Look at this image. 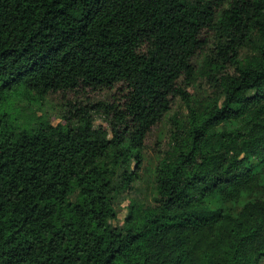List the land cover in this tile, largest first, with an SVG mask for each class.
<instances>
[{"label":"trees","instance_id":"trees-1","mask_svg":"<svg viewBox=\"0 0 264 264\" xmlns=\"http://www.w3.org/2000/svg\"><path fill=\"white\" fill-rule=\"evenodd\" d=\"M50 93L56 124L3 109ZM175 99L152 202L113 225ZM0 264H264V0H0Z\"/></svg>","mask_w":264,"mask_h":264},{"label":"rangeland","instance_id":"rangeland-1","mask_svg":"<svg viewBox=\"0 0 264 264\" xmlns=\"http://www.w3.org/2000/svg\"><path fill=\"white\" fill-rule=\"evenodd\" d=\"M246 49L242 50V54L246 53ZM191 86V95L194 101H202L207 98L212 90L203 76H198ZM112 92L100 91L89 93L92 100H111ZM64 101L58 93H50L42 99H36L33 96L26 98L24 96H13L3 109L12 114V118H16L13 122L16 128L28 126V124L36 123L43 120L56 124L60 120V114L64 110ZM187 107L183 101L175 99L174 104L168 114L163 118L157 127L149 134L146 140V146L143 149V163L138 172L139 178L132 183V188L126 190L118 199L117 217L112 221L113 225L121 226L128 212V206L131 200L137 203L147 205L152 202L154 195V170L158 160L163 156L164 151L168 148L169 137L172 132L174 121H185L187 117ZM95 125L103 123L104 115L102 113H93ZM130 169H135L134 163L130 165Z\"/></svg>","mask_w":264,"mask_h":264}]
</instances>
